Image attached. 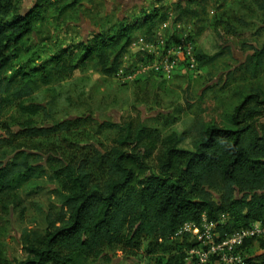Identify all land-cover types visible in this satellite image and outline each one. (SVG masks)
Masks as SVG:
<instances>
[{"label": "trees", "instance_id": "trees-1", "mask_svg": "<svg viewBox=\"0 0 264 264\" xmlns=\"http://www.w3.org/2000/svg\"><path fill=\"white\" fill-rule=\"evenodd\" d=\"M18 1L0 0V119L11 112L17 116V129L6 127V135H0V208L7 211L8 204L21 201L19 191L26 184L45 178L57 186L61 208L47 214L45 230L21 233L23 254L15 264H121L111 256L116 250L127 260L143 252L154 257V264H185L193 242L189 234H178L186 223L200 225L206 216L221 236L264 224V128L258 126L264 117V85L246 93L230 114L221 111L220 123L200 120L190 147L177 132L162 136L142 124L110 121L99 129L117 131L113 145L82 144L86 139L80 140L77 130L83 118L38 123L34 118L49 109L30 99L40 87L90 62L101 74L117 77L134 31L146 27L149 34L159 13L121 20L56 53L33 51L23 63L21 51L50 9L64 2V14L84 0H37L22 12L16 10ZM196 1H179V21L197 12L189 6ZM257 3L264 10V0ZM185 34L164 45L156 39L150 43L167 50L185 37L200 72L225 55L224 45L212 54L196 51L194 37ZM249 48L247 69L258 76L264 72V45ZM188 65L187 58L181 62V68ZM181 68L176 75L183 74ZM212 101L211 109L220 111ZM256 246L263 250L259 255L250 251ZM243 249L264 264V236L246 240ZM0 264H10L1 253Z\"/></svg>", "mask_w": 264, "mask_h": 264}, {"label": "rangeland", "instance_id": "rangeland-1", "mask_svg": "<svg viewBox=\"0 0 264 264\" xmlns=\"http://www.w3.org/2000/svg\"><path fill=\"white\" fill-rule=\"evenodd\" d=\"M36 1L19 0L16 10L26 11ZM179 1L84 0L79 7L64 14L60 12L64 2L57 5V10L52 7L26 41L21 62H26L33 51L56 53L60 46L86 39L97 30L104 31L121 20L132 21L155 11L159 15L154 28L149 34L146 27L134 31L132 46L123 56L122 64L146 68L153 55L150 51L143 53L140 48L151 40L161 42L185 33L194 37L196 51L204 49L212 54L220 50V45L226 49L225 55L201 72H192L191 76L176 73L170 80L146 70V78L141 81L123 82L116 76L101 74L90 62L72 76L36 91L29 102L43 105L49 111L34 119L38 123L52 124L83 118L77 130L82 132L80 140L86 139L82 144L92 142L99 147L113 145L117 136L116 130L99 129L105 121L142 124L158 129L162 136L177 132L185 136V147L191 146L200 120L220 123L221 111L230 114L246 93L264 85V72L254 76L246 65L249 47L264 45V10L257 0H197L189 5L197 12L179 21L180 11L176 9ZM214 98L220 111L211 109ZM16 120L12 112L1 118L0 135H6V127L16 130ZM258 126L264 128V117ZM151 162L154 165V161ZM56 188L46 178L33 180L19 191L21 201L8 204L7 211L0 208V253L8 263L15 264L14 260L23 254L19 243L21 233L26 229L45 230L47 214L60 211ZM213 195L216 197L217 192L213 191ZM250 251L254 255L263 252L258 246ZM111 256L115 257L114 262L121 261V264H139L137 260H142L140 264H154L155 261L143 252L134 261L124 259V254L118 250Z\"/></svg>", "mask_w": 264, "mask_h": 264}, {"label": "built area", "instance_id": "built-area-1", "mask_svg": "<svg viewBox=\"0 0 264 264\" xmlns=\"http://www.w3.org/2000/svg\"><path fill=\"white\" fill-rule=\"evenodd\" d=\"M164 44L162 41L161 45ZM140 49L143 53L150 51L153 60L146 68L136 64L124 65V69L117 74V78L121 81L133 82L145 76L146 70L170 80L186 58L189 65L182 67L181 72L183 74L188 70L200 72L196 68L197 60L193 46L185 37L179 44L167 50H160L159 45L154 43L146 44ZM224 221L225 218L221 222ZM183 234H189L190 241L193 242V246L188 250L185 264H262L260 261L251 260L249 254L243 249L246 240L264 236V224L260 222L255 223L251 228L236 230L221 236L216 229V224L204 216L200 225L194 222L186 223L178 236Z\"/></svg>", "mask_w": 264, "mask_h": 264}]
</instances>
